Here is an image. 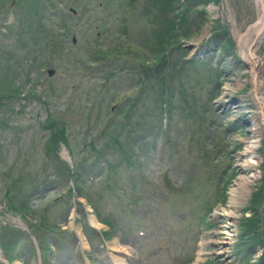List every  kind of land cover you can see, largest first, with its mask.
Returning <instances> with one entry per match:
<instances>
[{"label":"rangeland","instance_id":"rangeland-1","mask_svg":"<svg viewBox=\"0 0 264 264\" xmlns=\"http://www.w3.org/2000/svg\"><path fill=\"white\" fill-rule=\"evenodd\" d=\"M171 1L0 0V264H31V255L40 264L36 238L43 264L55 255L73 264L75 235L98 217L113 224H104L110 244L132 245L144 264H226L224 209L255 167L233 229L239 248L264 245V121L257 131L239 42L259 6ZM255 138L262 160L244 170L241 153ZM67 153L78 181L63 178ZM181 235L196 239L173 248Z\"/></svg>","mask_w":264,"mask_h":264},{"label":"bare ground","instance_id":"bare-ground-1","mask_svg":"<svg viewBox=\"0 0 264 264\" xmlns=\"http://www.w3.org/2000/svg\"><path fill=\"white\" fill-rule=\"evenodd\" d=\"M258 6H259V19L251 25L247 32L244 34H240L239 36V42L241 44L243 55L245 56V59L250 63L251 65V72H252V79L254 82V91L252 92L255 104L259 107V114L257 117H255V122L257 121H264V97L262 94V83L260 82L261 78V63L262 60L256 55V47H258L261 43L260 37H262L263 33V26H264V0H256ZM256 44V46H255ZM237 84V83H236ZM233 85H235L234 81H231L227 85V90H229L231 87L233 88ZM229 96V94H228ZM231 96V95H230ZM256 126L257 131H261V127L259 122ZM257 141H251L249 142L245 149L243 150L242 154V162L240 163L241 167L243 169L247 167H255L258 163V160H260V157L256 154ZM259 177L257 170L250 173L249 175H241L240 178L236 181L234 184V188L231 190V198H230V205L224 209V216L227 218V222L223 224L222 229L226 237L225 239L231 240L233 233H231V228L233 226V217L236 215L237 207L241 206L247 201V198H249L250 193L252 191L251 187V181H253L255 178ZM228 243V242H227Z\"/></svg>","mask_w":264,"mask_h":264},{"label":"trees","instance_id":"trees-1","mask_svg":"<svg viewBox=\"0 0 264 264\" xmlns=\"http://www.w3.org/2000/svg\"><path fill=\"white\" fill-rule=\"evenodd\" d=\"M177 1L178 0H172L171 4H170V7H172L173 4H175ZM185 1H187V0H185ZM176 20H178V17H176ZM174 24H176V23H174ZM172 39H173V37L168 40L170 48H172V47L174 48L175 47V41L172 40ZM52 127H54L53 124H52ZM62 139H65V138L63 136H61V132L60 131H58V135L56 133H54L52 135V140L55 141L52 144L54 145V148L56 147L55 149L59 148L60 141ZM62 175H63V178L66 177V179H71V168H70V166L68 164L65 165V168H64V171L62 172Z\"/></svg>","mask_w":264,"mask_h":264},{"label":"water","instance_id":"water-1","mask_svg":"<svg viewBox=\"0 0 264 264\" xmlns=\"http://www.w3.org/2000/svg\"><path fill=\"white\" fill-rule=\"evenodd\" d=\"M55 72V70H49V73L52 75Z\"/></svg>","mask_w":264,"mask_h":264}]
</instances>
